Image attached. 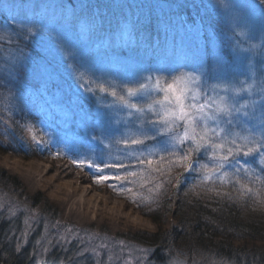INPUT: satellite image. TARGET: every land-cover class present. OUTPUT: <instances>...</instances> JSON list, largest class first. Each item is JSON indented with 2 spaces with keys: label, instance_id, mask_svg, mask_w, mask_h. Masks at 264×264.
Wrapping results in <instances>:
<instances>
[{
  "label": "rangeland",
  "instance_id": "1",
  "mask_svg": "<svg viewBox=\"0 0 264 264\" xmlns=\"http://www.w3.org/2000/svg\"><path fill=\"white\" fill-rule=\"evenodd\" d=\"M257 3L258 0H0V83L7 82L8 73L15 75L12 68L20 56V49L29 51L35 47L41 52V57L36 58L35 62L41 68L39 74L32 71L35 64L28 67L26 86L12 88L17 99L10 101L9 88L0 87V134H3L2 140L5 138L9 142L1 145L5 149L0 150V168L16 177L24 187V190L18 191V195H12L0 187V219H6L9 232L20 245L25 246L32 241L31 247L41 255L53 249L72 250L88 264H164L153 258L154 248L134 244L125 238L130 233L157 232L161 226L170 229L177 223L174 213L177 196L170 192L177 179L164 180V187L167 188L153 191L159 193L169 189L168 198L158 203L163 216L159 224L140 211L136 203L141 196H150L152 192L148 188L154 187L153 183L143 188L128 185L133 187V192L141 194L134 201L132 194L121 193L110 186L115 185L116 181L96 183L93 179L95 169L73 164L72 160L76 158L94 157L97 163L104 159L100 148L88 143L84 130L85 121L92 117V103L78 99L83 94L67 67L70 61L65 59L56 45L46 36H37L33 40L25 34L18 38L10 27L12 17H16L17 28L21 21L32 20L55 26L65 37L69 49L75 46L80 55L97 66H112L129 75L140 67L169 69L177 64L193 65L208 53L210 59L205 66L219 67L226 72L243 71V65L251 60L259 83L264 79L260 75V69H264V20L261 19L260 8L256 7ZM4 4L8 7H3ZM52 16H56L57 20L49 21L47 17ZM237 19L246 25L252 37L245 47L257 46L246 54L247 59L232 48L230 26ZM104 25L108 28H102ZM31 26L25 24V27ZM69 98L71 105L68 104ZM36 108L41 114L39 118L26 115ZM41 119L50 124L46 130L53 133L54 141L51 147L46 146L43 151L37 148L31 135L20 127L27 123L39 128ZM17 141L19 147L23 146V156L9 150ZM58 146L67 154L52 155ZM52 164H56V169L65 167L73 173L82 174L85 178L82 184L93 187L92 192L102 197L101 201H96L93 196L96 204L89 216L83 214L86 204L79 206L78 211L61 206V195L56 194L54 186L44 182L41 174L35 178L29 175V170H36L38 166L48 169ZM249 166L256 172L262 167L258 160L253 163L250 159ZM56 172L61 173V170ZM63 180L70 181L72 177L64 176ZM36 194L58 209L60 219L46 217L41 206L32 204L31 198ZM62 236L65 240L60 239ZM116 236L122 238L115 239ZM234 240L237 244L248 246L255 243ZM208 261L190 262L176 257L165 264H216L220 261L231 264L221 259Z\"/></svg>",
  "mask_w": 264,
  "mask_h": 264
},
{
  "label": "snow or ice",
  "instance_id": "2",
  "mask_svg": "<svg viewBox=\"0 0 264 264\" xmlns=\"http://www.w3.org/2000/svg\"><path fill=\"white\" fill-rule=\"evenodd\" d=\"M256 7L264 20V0H258ZM12 21L10 27L18 38L25 34L33 40L46 36L56 45L70 61L67 67L83 94L78 99L91 101L93 113L91 120L85 121L84 130L88 143L97 145L104 159L97 163L94 157L76 158L72 163L95 169L96 183L114 180L117 183L110 186L132 194L135 201L141 194L128 185L143 188L153 183L148 191L158 192L164 182L157 177H164L173 168H182L197 172L196 186L203 185L217 196L222 195L220 188L231 185L238 198H252L264 206V79L257 83L251 60L243 65V71L226 72L219 67H206L210 54L205 53L193 65L177 64L169 69L140 67L129 75L112 66H97L80 55L75 46L69 49L55 26L32 20L21 21L17 28L16 17ZM230 29L232 48L247 59L246 54L257 46L245 47L252 38L246 25L237 19ZM39 57L41 52L35 47L29 51L20 49L12 68L15 75L8 73L6 84L0 83V87H9L10 101L17 99L12 91L18 88L17 81L27 82L28 67L35 64L33 73L41 71L35 63ZM260 75L264 77V69H260ZM68 104H72L70 98ZM79 107L83 111V106ZM39 123V128L27 123L20 127L43 151L54 143L53 133L46 130L50 127L46 120ZM64 154L67 153L59 146L52 153ZM201 154L204 161L199 159ZM249 159L262 165L258 172L249 166ZM176 179L179 183V175ZM223 195L231 198L232 193Z\"/></svg>",
  "mask_w": 264,
  "mask_h": 264
},
{
  "label": "trees",
  "instance_id": "3",
  "mask_svg": "<svg viewBox=\"0 0 264 264\" xmlns=\"http://www.w3.org/2000/svg\"><path fill=\"white\" fill-rule=\"evenodd\" d=\"M102 28L108 27L104 25ZM17 84V89H21L27 83L22 80ZM26 115L36 119L41 116L37 108ZM2 137L3 134H0V150L5 149L2 147L4 143H9L5 138L2 140ZM18 143L17 141L9 150L23 156L25 155L21 150L23 146L19 147ZM199 159L204 161L205 156L201 154ZM152 175L156 176L155 173ZM178 175L179 183L177 182L174 189L170 188V192L177 196V208L174 212L177 223L170 229L161 226V230L157 232L138 235L130 233L125 240L154 248L153 258L156 262L164 264L176 257L185 258L190 262L201 260L202 263L221 259L231 264H264V245H262L264 244V206L252 198H238L237 193L229 185L220 188L222 193L220 196L215 192H209L203 185L196 186L199 178L195 171L175 168L159 179L169 181ZM252 186L256 187V185ZM0 187L12 195H18L19 190H24L23 184L2 168H0ZM166 188L167 186L163 190ZM168 190L152 192L148 198H138L136 203L139 210L161 224L163 216L160 214L158 203L168 198ZM225 192H231V198L223 195ZM21 197L23 198L22 194ZM31 202L35 207L41 206V211L46 217L52 220L60 219L58 209H55L47 199L40 198L39 194L34 195ZM6 222V219H0V264H88L72 250L53 249L52 252L41 255L38 250L31 247L32 241L28 245H20L16 237L9 232L10 227ZM76 227L88 228V226ZM100 231L103 233V229ZM121 238L115 237V239ZM234 239L255 243L251 246L237 244ZM259 242L261 245H258Z\"/></svg>",
  "mask_w": 264,
  "mask_h": 264
},
{
  "label": "bare ground",
  "instance_id": "4",
  "mask_svg": "<svg viewBox=\"0 0 264 264\" xmlns=\"http://www.w3.org/2000/svg\"><path fill=\"white\" fill-rule=\"evenodd\" d=\"M47 18L51 22H53L55 19L57 20L56 16ZM59 27H61V25H59ZM35 169L36 170L32 171L29 170V175L35 178L38 174H41L43 176V181L51 186H54L56 189V194L59 196L61 195L60 205L65 206L71 211H78L80 210L79 206H81L82 204H86L83 214H87L89 216L90 211L94 210V205L96 204L93 201V196L95 195L94 200L96 201L102 200V197L99 198L100 195L97 196L92 192L93 187L91 188V186L89 185L82 184V181L85 180V178L78 172L73 173L72 171L67 170L65 167L61 169L57 167L56 169V164H52L48 169H44L41 166H38ZM52 170H55V172H53ZM56 170H61V173L56 172ZM64 176H70L72 177V180L65 181L63 180ZM88 195L91 196L89 197ZM91 201H93V203H91ZM258 245H261V243H259Z\"/></svg>",
  "mask_w": 264,
  "mask_h": 264
}]
</instances>
